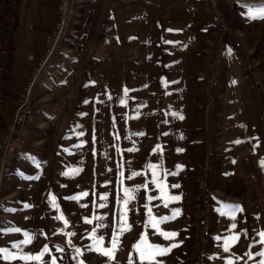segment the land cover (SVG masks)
<instances>
[{
	"label": "rangeland",
	"instance_id": "374dc122",
	"mask_svg": "<svg viewBox=\"0 0 264 264\" xmlns=\"http://www.w3.org/2000/svg\"><path fill=\"white\" fill-rule=\"evenodd\" d=\"M55 10L29 129L0 176V249L15 257L0 264H261L264 0ZM148 246L167 251L142 258Z\"/></svg>",
	"mask_w": 264,
	"mask_h": 264
},
{
	"label": "crops",
	"instance_id": "0c3cea01",
	"mask_svg": "<svg viewBox=\"0 0 264 264\" xmlns=\"http://www.w3.org/2000/svg\"><path fill=\"white\" fill-rule=\"evenodd\" d=\"M17 28L12 34V52L8 77L6 79L7 92L2 99V112L14 115L15 101L18 94L14 91L22 88L23 82L31 69L27 60L30 51L40 58L46 49V37L54 27L57 0H17ZM5 98H9L4 108ZM4 113V114H5ZM10 128V125H9Z\"/></svg>",
	"mask_w": 264,
	"mask_h": 264
},
{
	"label": "built area",
	"instance_id": "2783aa9c",
	"mask_svg": "<svg viewBox=\"0 0 264 264\" xmlns=\"http://www.w3.org/2000/svg\"><path fill=\"white\" fill-rule=\"evenodd\" d=\"M51 38L48 36L47 42H51ZM26 58L31 64H34V68L27 75L18 97L15 114L12 119L11 135L8 138L10 140L0 144V175L9 168V161L15 157V152L22 148L21 135L29 128V116L33 112L31 94L35 86L36 74L39 72L43 61L38 59L34 51H30Z\"/></svg>",
	"mask_w": 264,
	"mask_h": 264
},
{
	"label": "trees",
	"instance_id": "16d2710c",
	"mask_svg": "<svg viewBox=\"0 0 264 264\" xmlns=\"http://www.w3.org/2000/svg\"><path fill=\"white\" fill-rule=\"evenodd\" d=\"M12 0H0V5L3 9H0V35L5 37L7 45L4 44L5 50L3 48L0 53V58L2 59L1 75H0V102L4 98L7 92L6 79L8 77L11 52H12V34L17 28V3L11 2ZM14 7L16 8L14 10ZM6 45V46H5Z\"/></svg>",
	"mask_w": 264,
	"mask_h": 264
},
{
	"label": "snow or ice",
	"instance_id": "6c2138e0",
	"mask_svg": "<svg viewBox=\"0 0 264 264\" xmlns=\"http://www.w3.org/2000/svg\"><path fill=\"white\" fill-rule=\"evenodd\" d=\"M125 92H127V90H125ZM153 176H154L153 183H157L158 184V181L155 179V176H156L155 169H153ZM158 186L161 187V191L163 192V186H161L159 184H158ZM84 195H87V193H84ZM105 199H106V197H105ZM171 199H176V198L172 197ZM126 203H127V201H125V204ZM55 206L56 205L53 203V207H55ZM234 210H239V206H235ZM149 215H151V211L150 210H149ZM174 215H175V213H174ZM61 219H62V217H61ZM166 219H168V218L165 217V218H162L161 220H153L152 221L153 227H156L157 225H159L160 223H162ZM233 227H235V225H233ZM12 231L19 232L20 230L19 229H12ZM24 235H25L26 239L23 241V243H25V244L29 243L32 240V237L29 236L27 233H25ZM163 235L167 238L170 235H174V234L163 233ZM259 236L261 237V243L264 244V232H260ZM238 239H239V237H237V236H233L231 238L232 241H236ZM96 243L99 245L101 243V241L97 240ZM226 243H228V242H226ZM13 247L14 248H19L20 245L19 244H15V245H13ZM137 247L139 248L140 246L138 245ZM115 248H116V240L114 239L113 242H112V250L111 251L105 250L103 252V254L107 255L110 259H112V258H114L112 253L114 252ZM225 250L227 251V247L225 248ZM77 251H79V249H77ZM165 251H167V250L163 249V248H159V247L152 248V246H148L146 253L144 251L141 252V257L142 258L152 259V257H154L156 254L163 253ZM44 252L45 253L48 252L47 247H45ZM0 254L4 255L5 259H15L14 256H12L11 254L8 253L7 249H0ZM42 255H43V253L41 254V256ZM260 255H264V253H260ZM41 256H35V257L23 256L21 258L24 259V260H39V259H41ZM53 264H55V260L54 259H53ZM261 264H264V261H261Z\"/></svg>",
	"mask_w": 264,
	"mask_h": 264
},
{
	"label": "bare ground",
	"instance_id": "6f19581e",
	"mask_svg": "<svg viewBox=\"0 0 264 264\" xmlns=\"http://www.w3.org/2000/svg\"><path fill=\"white\" fill-rule=\"evenodd\" d=\"M32 114H33V112H32ZM31 116H32V115H31ZM31 116H29V119H31ZM28 129H29V128H28ZM26 131H27V130H26ZM23 134H24V133H23ZM23 134L21 135V143H22V147H23V139H24V138H23ZM25 140H26V139H25ZM19 150H20V149H19ZM19 150H18V151H19ZM15 154H16V152H15ZM9 167H10V164H9ZM9 170H10V168H9ZM6 171H7V170H6ZM4 173H5V172H4ZM4 173H3V174H4ZM3 174H2V175H3ZM0 176H1V175H0Z\"/></svg>",
	"mask_w": 264,
	"mask_h": 264
}]
</instances>
